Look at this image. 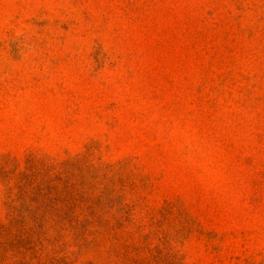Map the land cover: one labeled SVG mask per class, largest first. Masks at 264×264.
I'll use <instances>...</instances> for the list:
<instances>
[{
  "label": "rangeland",
  "instance_id": "obj_1",
  "mask_svg": "<svg viewBox=\"0 0 264 264\" xmlns=\"http://www.w3.org/2000/svg\"><path fill=\"white\" fill-rule=\"evenodd\" d=\"M0 264H264V0H0Z\"/></svg>",
  "mask_w": 264,
  "mask_h": 264
}]
</instances>
